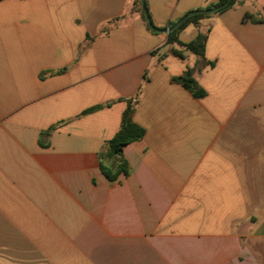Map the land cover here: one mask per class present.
<instances>
[{
    "label": "crops",
    "instance_id": "0c3cea01",
    "mask_svg": "<svg viewBox=\"0 0 264 264\" xmlns=\"http://www.w3.org/2000/svg\"><path fill=\"white\" fill-rule=\"evenodd\" d=\"M144 1L158 29L219 2ZM206 15L197 70L131 0H0V264H264V0Z\"/></svg>",
    "mask_w": 264,
    "mask_h": 264
},
{
    "label": "trees",
    "instance_id": "16d2710c",
    "mask_svg": "<svg viewBox=\"0 0 264 264\" xmlns=\"http://www.w3.org/2000/svg\"><path fill=\"white\" fill-rule=\"evenodd\" d=\"M132 1V9L137 11L140 16L144 19L141 9H140V0H131ZM225 0H219L218 3L212 5L211 7L218 6L223 3ZM235 0H231L226 7L220 9L217 12H222L233 5ZM211 7H207L211 8ZM207 15H195L191 16L184 23H182L176 30L170 32L166 36L165 46L169 45H177L183 50L189 52L190 54L195 55L198 58L197 65L195 69L200 70L201 67L206 65H212L207 62L204 58L205 44L207 41V32L198 33L197 36L189 43L182 44L178 40L179 31L189 22H194L197 19L204 17ZM174 22L168 24V27L172 26ZM153 32V31H152ZM173 54L176 56L182 57V53L179 50H172ZM153 55H157L159 59L164 58L167 55V51H160L157 49L152 52ZM194 68H187L186 71L180 77H175L172 79L173 82L181 84L184 88H186L191 94L195 97H202L204 95V91L197 85L193 73ZM135 99H131L127 101V107L122 114L120 126L114 136L106 142L104 151L100 152L99 157V169L101 173L110 181L115 180L117 175L123 173L127 175V163L122 158V148L123 146L135 142L143 137L144 129L140 126L136 125L131 121L130 112L132 110ZM99 107H94L84 111L82 114H86L93 110H96ZM117 157L118 163L114 168L108 167L104 164L103 159L105 157Z\"/></svg>",
    "mask_w": 264,
    "mask_h": 264
},
{
    "label": "water",
    "instance_id": "95a60500",
    "mask_svg": "<svg viewBox=\"0 0 264 264\" xmlns=\"http://www.w3.org/2000/svg\"><path fill=\"white\" fill-rule=\"evenodd\" d=\"M230 1L231 0H225L223 3H221V4H219L218 6H215V7L188 12L185 15H183L180 19H178L172 26L166 27L164 29H158V28L154 27V25L151 23V20H150V17L148 15L144 0H140V9H141L142 15H143V17L145 19V22L147 24V27L151 31H154L156 33L168 34L170 32H173L174 30H176L189 17L195 16V15H206V14L215 13V12L219 11L220 9H223L224 7H226Z\"/></svg>",
    "mask_w": 264,
    "mask_h": 264
}]
</instances>
